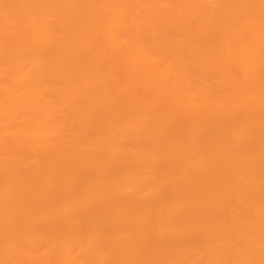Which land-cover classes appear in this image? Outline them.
Wrapping results in <instances>:
<instances>
[{
	"label": "bare ground",
	"instance_id": "6f19581e",
	"mask_svg": "<svg viewBox=\"0 0 264 264\" xmlns=\"http://www.w3.org/2000/svg\"><path fill=\"white\" fill-rule=\"evenodd\" d=\"M0 264H264V0H0Z\"/></svg>",
	"mask_w": 264,
	"mask_h": 264
}]
</instances>
